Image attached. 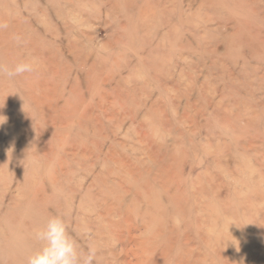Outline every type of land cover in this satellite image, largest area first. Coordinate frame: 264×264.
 <instances>
[{
    "label": "rangeland",
    "instance_id": "obj_1",
    "mask_svg": "<svg viewBox=\"0 0 264 264\" xmlns=\"http://www.w3.org/2000/svg\"><path fill=\"white\" fill-rule=\"evenodd\" d=\"M24 60L0 264L54 215L95 264H264V0H0V67Z\"/></svg>",
    "mask_w": 264,
    "mask_h": 264
},
{
    "label": "clouds",
    "instance_id": "obj_2",
    "mask_svg": "<svg viewBox=\"0 0 264 264\" xmlns=\"http://www.w3.org/2000/svg\"><path fill=\"white\" fill-rule=\"evenodd\" d=\"M15 39L20 42V37ZM34 71V60L21 61L10 69L0 67V72L9 78ZM34 238L40 246L27 257V264H95L97 259V247L91 242L82 246L61 215L49 217L42 227L35 230Z\"/></svg>",
    "mask_w": 264,
    "mask_h": 264
}]
</instances>
